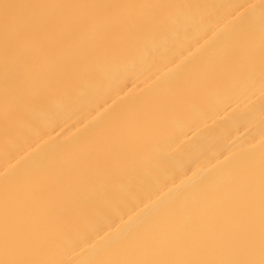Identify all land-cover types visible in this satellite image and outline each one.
Segmentation results:
<instances>
[{"label": "bare ground", "instance_id": "bare-ground-1", "mask_svg": "<svg viewBox=\"0 0 264 264\" xmlns=\"http://www.w3.org/2000/svg\"><path fill=\"white\" fill-rule=\"evenodd\" d=\"M0 264H264V0H0Z\"/></svg>", "mask_w": 264, "mask_h": 264}]
</instances>
